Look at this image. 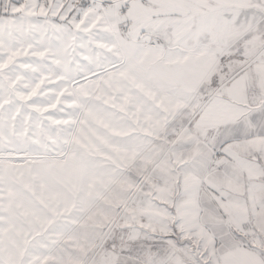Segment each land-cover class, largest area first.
Here are the masks:
<instances>
[{
	"label": "snow or ice",
	"instance_id": "snow-or-ice-1",
	"mask_svg": "<svg viewBox=\"0 0 264 264\" xmlns=\"http://www.w3.org/2000/svg\"><path fill=\"white\" fill-rule=\"evenodd\" d=\"M0 264H264V0H0Z\"/></svg>",
	"mask_w": 264,
	"mask_h": 264
}]
</instances>
